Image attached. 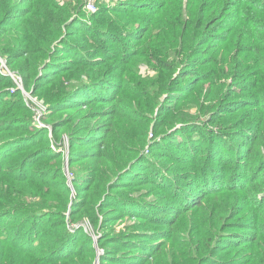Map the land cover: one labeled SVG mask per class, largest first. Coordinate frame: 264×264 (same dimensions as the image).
<instances>
[{
	"label": "trees",
	"instance_id": "16d2710c",
	"mask_svg": "<svg viewBox=\"0 0 264 264\" xmlns=\"http://www.w3.org/2000/svg\"><path fill=\"white\" fill-rule=\"evenodd\" d=\"M86 3L0 0V264H264V0Z\"/></svg>",
	"mask_w": 264,
	"mask_h": 264
},
{
	"label": "rangeland",
	"instance_id": "374dc122",
	"mask_svg": "<svg viewBox=\"0 0 264 264\" xmlns=\"http://www.w3.org/2000/svg\"><path fill=\"white\" fill-rule=\"evenodd\" d=\"M91 1H93L92 3H93V5L95 6V7H97V5H99V4H106V3H108V4H112V3H115L116 1H118V0H91ZM86 11L87 12H89L88 10H87V8H86ZM94 12V11H93ZM3 60V59H2ZM2 70L3 71H5V69L4 68H2ZM2 71V72H3ZM7 73V72H6ZM5 73V74H6ZM9 76V75H8ZM16 76V75H15ZM10 77V76H9ZM11 78V77H10ZM12 79V81H13V78H11ZM14 82V81H13ZM15 84V83H14ZM23 89V90H22ZM22 91L19 89V91L21 92V94H22V96L24 97V100L26 101V103L28 104V105H31L32 106V109H33V117H34V119L37 121V122H39V124L38 125H41L40 124V122H41V118H42V114H43V111H44V109L43 108H40V106L36 103V102H38L41 106H43L44 108H45V106L43 105V103H41L39 100H34V99H32L31 98V96L30 95H28V92L26 91V90H24V88L22 87ZM34 98V97H33ZM29 99H31L30 101H28ZM36 101V102H35ZM43 111H42V110ZM67 174V173H66ZM69 186H71V184L69 183ZM94 239H95V237H94ZM99 254H100V252H99Z\"/></svg>",
	"mask_w": 264,
	"mask_h": 264
},
{
	"label": "built area",
	"instance_id": "2783aa9c",
	"mask_svg": "<svg viewBox=\"0 0 264 264\" xmlns=\"http://www.w3.org/2000/svg\"><path fill=\"white\" fill-rule=\"evenodd\" d=\"M93 1H91V0H87V3H86V8H87V10L89 11V12H93V11H95L96 10V7L93 5V3H92ZM2 68H4L5 69V71H3L2 70ZM0 70L1 71H3L4 73H6L7 75H9L11 78H13V81H14V83H15V85H16V88L17 89H22V82H21V79H20V77H18L17 75L15 76V74L14 73H12L8 68H7V66H6V64H5V62H4V60H2V58L0 57ZM23 90V89H22ZM21 90V91H22ZM23 92V91H22ZM28 95H30L29 93H28ZM31 96V95H30ZM31 98L32 99H34L35 100V98H33L32 96H31ZM31 99H29L28 101H30ZM36 102V101H35ZM39 106H40V108H43L44 110H45V108L43 107V106H41L38 102H36ZM42 110V109H41ZM43 111V110H42ZM39 123V122H38Z\"/></svg>",
	"mask_w": 264,
	"mask_h": 264
},
{
	"label": "water",
	"instance_id": "95a60500",
	"mask_svg": "<svg viewBox=\"0 0 264 264\" xmlns=\"http://www.w3.org/2000/svg\"><path fill=\"white\" fill-rule=\"evenodd\" d=\"M45 109H46V107H45ZM67 173V172H66Z\"/></svg>",
	"mask_w": 264,
	"mask_h": 264
}]
</instances>
